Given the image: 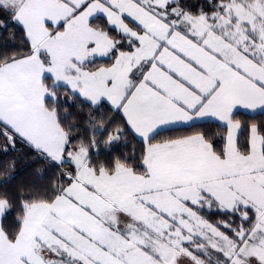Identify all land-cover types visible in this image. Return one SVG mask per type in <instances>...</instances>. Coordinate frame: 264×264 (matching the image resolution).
<instances>
[{"label": "snow or ice", "instance_id": "6c2138e0", "mask_svg": "<svg viewBox=\"0 0 264 264\" xmlns=\"http://www.w3.org/2000/svg\"><path fill=\"white\" fill-rule=\"evenodd\" d=\"M0 13L29 45L0 57L3 150L21 140L68 168L49 191L0 193V219L18 221L0 226V264H264V123L241 142L236 118L264 116V0H0ZM67 94L122 114L101 143L127 131L139 159L94 165L95 135L62 123ZM212 121L220 132L157 141Z\"/></svg>", "mask_w": 264, "mask_h": 264}, {"label": "trees", "instance_id": "16d2710c", "mask_svg": "<svg viewBox=\"0 0 264 264\" xmlns=\"http://www.w3.org/2000/svg\"><path fill=\"white\" fill-rule=\"evenodd\" d=\"M186 3L193 11H197L201 5L206 4V0H186ZM94 22L102 23V19L94 18ZM5 27L0 29V57L13 53H24L28 50V42L20 25L15 24L7 18ZM105 105L97 110L84 103L81 99L74 98L71 94L60 97V116L65 126H73L75 129L73 140H81L88 143L95 135V139H100L98 148L91 149L90 159L94 165L103 164L113 166L116 160L129 161L139 159L143 145L138 137L129 134L127 131L122 138L111 145L101 143L106 140L110 132L115 131L117 127H126L122 114L115 110H109ZM236 118L242 122V129L239 140L243 142L248 136V126L252 122L264 123V116L258 113H249L237 111ZM103 123V129L99 127ZM95 129L93 133L92 129ZM204 130L211 133L221 131L218 124L214 121L201 128L186 129L180 128L173 132H166L157 137V141L166 138L191 134L196 131ZM5 141L0 137V193H7L13 199H19L30 195L40 194L51 190L63 179V172L68 168L60 169L58 166L45 160L28 146L25 142L18 140L15 147H9L7 151L3 150ZM214 144L222 148L223 142L216 137ZM97 150V151H96ZM12 162L14 168H8L6 165ZM221 217H212L219 219ZM18 225L16 210L7 214L1 219V225L6 231H14Z\"/></svg>", "mask_w": 264, "mask_h": 264}, {"label": "rangeland", "instance_id": "374dc122", "mask_svg": "<svg viewBox=\"0 0 264 264\" xmlns=\"http://www.w3.org/2000/svg\"><path fill=\"white\" fill-rule=\"evenodd\" d=\"M7 14L6 13H0V20H3L4 23L7 21ZM0 29H3V27H0ZM110 107V105H108ZM237 111H244V112H249L248 110H243V109H238ZM250 113V112H249ZM241 132V131H240ZM240 135V134H239ZM97 144L100 143V139H96ZM98 148V147H97ZM96 148V149H97ZM95 149V148H94ZM93 149V150H94ZM97 151V150H96ZM91 152V149H90ZM0 225H1V219H0Z\"/></svg>", "mask_w": 264, "mask_h": 264}]
</instances>
